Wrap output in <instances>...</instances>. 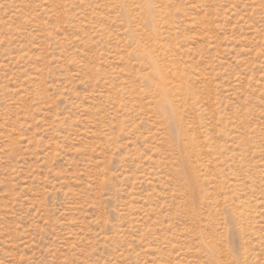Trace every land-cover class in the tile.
Wrapping results in <instances>:
<instances>
[{
	"label": "rangeland",
	"instance_id": "1",
	"mask_svg": "<svg viewBox=\"0 0 264 264\" xmlns=\"http://www.w3.org/2000/svg\"><path fill=\"white\" fill-rule=\"evenodd\" d=\"M0 264H264V0H0Z\"/></svg>",
	"mask_w": 264,
	"mask_h": 264
},
{
	"label": "bare ground",
	"instance_id": "2",
	"mask_svg": "<svg viewBox=\"0 0 264 264\" xmlns=\"http://www.w3.org/2000/svg\"><path fill=\"white\" fill-rule=\"evenodd\" d=\"M160 81V80H159ZM162 86V85H161ZM160 86V87H161ZM162 88V87H161ZM166 90V89H165ZM169 90V89H168ZM165 93V92H164ZM167 94V93H166ZM171 94V93H170ZM165 96V95H164ZM167 98V97H166ZM167 101H166V103L164 104V106H165V109H164V111H165V115H166V119L168 120V122L171 124V126L173 125L174 126V124H175V122L174 121H176V120H174V118H175V116H174V112H173V108H172V106H171V104L169 103L170 102V100H169V98L168 99H166ZM168 102V103H167ZM174 122V123H173ZM177 134V133H176Z\"/></svg>",
	"mask_w": 264,
	"mask_h": 264
}]
</instances>
